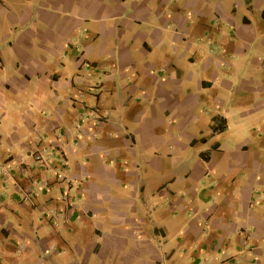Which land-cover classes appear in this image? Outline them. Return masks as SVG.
Instances as JSON below:
<instances>
[{"label": "crops", "instance_id": "0c3cea01", "mask_svg": "<svg viewBox=\"0 0 264 264\" xmlns=\"http://www.w3.org/2000/svg\"><path fill=\"white\" fill-rule=\"evenodd\" d=\"M0 264H264V0H0Z\"/></svg>", "mask_w": 264, "mask_h": 264}]
</instances>
